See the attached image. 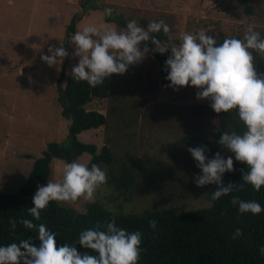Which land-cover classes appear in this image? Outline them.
I'll list each match as a JSON object with an SVG mask.
<instances>
[{"label":"rangeland","instance_id":"1","mask_svg":"<svg viewBox=\"0 0 264 264\" xmlns=\"http://www.w3.org/2000/svg\"><path fill=\"white\" fill-rule=\"evenodd\" d=\"M249 5L251 14L239 0H0V192L18 194L50 143L72 144V121L62 117L57 81L64 68L66 76L72 77V68L79 62L72 55L75 45L66 36L74 16H83L76 32L85 26L120 30L117 23L105 20L104 7H110L145 28L163 20L177 44L180 33L203 29L218 46L226 38L243 39L249 24L264 38V0H249ZM61 42L69 56L50 67L41 56L50 55L48 49ZM254 55L257 73H264V60ZM109 79L120 102L114 96L95 99L88 106L107 115L109 126L78 135L80 142L95 144L99 151L107 146L115 159L112 165L100 166L107 171L108 183L97 191L94 202L123 216L211 206V186H196L195 176L201 170L181 142L191 132L214 137L219 118L211 102L198 100L192 86L179 91L168 87L150 51L125 74ZM114 103L119 109L130 108L132 113L125 115L133 114L135 119L125 125L110 115ZM222 156L235 160L225 148ZM91 159L84 154L78 162L89 165ZM66 164L54 160L50 181L62 179ZM88 203L62 202L80 212Z\"/></svg>","mask_w":264,"mask_h":264},{"label":"clouds","instance_id":"2","mask_svg":"<svg viewBox=\"0 0 264 264\" xmlns=\"http://www.w3.org/2000/svg\"><path fill=\"white\" fill-rule=\"evenodd\" d=\"M104 15L112 16L113 9L105 8ZM161 30L167 36V45L151 35ZM206 33L203 29L195 33L182 32L177 44L170 26L163 20L152 21L146 28L131 20L121 30L85 26L70 38V43L75 45L72 55L79 58L78 64L72 68V78L85 81L91 87L103 85L111 75H123L129 66L141 63L150 50L149 44L153 52L160 54L170 49L171 56L164 66L166 80L170 82L168 87L174 91L187 86L196 88V98L209 100L210 107L217 114L237 110L246 131L242 134L223 132L218 143L233 153L236 161L247 165L242 181L259 192L264 186V73H257L254 53L264 60V38L251 24L243 39L226 38L218 46L217 40ZM142 43L144 47L141 50ZM48 52L50 55H42L41 59L50 67L57 65L58 61L62 63L69 56L62 42L59 47H50ZM187 151L202 173L195 176L196 186L216 185V190L211 192L212 201L243 190L244 184L223 183V175L235 170L232 156L224 158L217 152L209 159L206 145L189 147ZM107 183L106 169L97 164H91L89 168L86 163L73 161L65 165L61 180L38 185L32 198L33 206L28 208L33 219H21L19 222L38 233L39 245L28 238L0 246V264H138L143 233L120 228L115 219L97 222L94 229L80 232L73 244L65 243L59 247L55 233L42 222L34 223L41 221V213L50 202L76 203L83 200L91 203L95 201L97 191ZM230 203L238 206L240 214L259 215L264 212L255 200L246 201L232 196ZM10 224L15 229L16 221L12 220ZM149 227L155 230L157 221L149 220ZM242 235V230L237 228L232 239ZM75 244L96 254L81 253ZM259 251L264 256V246Z\"/></svg>","mask_w":264,"mask_h":264},{"label":"trees","instance_id":"3","mask_svg":"<svg viewBox=\"0 0 264 264\" xmlns=\"http://www.w3.org/2000/svg\"><path fill=\"white\" fill-rule=\"evenodd\" d=\"M248 14L252 13L249 0H239ZM106 8V7H104ZM83 18L76 15L72 18L66 29L67 38H71L77 30V24ZM106 22L117 23L118 28L124 29L131 21L128 16L115 13L106 16ZM162 44L167 45V36L161 32L152 33ZM144 47V44H141ZM153 47H155L153 45ZM149 51L159 67L162 80H166L167 72L164 71L165 61L171 56L169 49L164 54L153 52L149 44ZM59 103L62 109V117L71 120L69 127L72 144L64 146L59 143H50L43 156L35 161L33 169L27 182L20 188L18 194L0 192V246L10 243H19L23 239L31 238L37 246L38 233L35 230L25 228L19 221L21 219H33L28 208L32 207V198L37 191V186H45L53 173L52 164L54 160H61L65 163L78 161L84 154H90L92 159L89 163L98 166L112 165L115 161L110 148L104 146L101 151L95 144H85L78 140L82 132L107 128L109 119L95 110H89L88 106L95 99H115L112 92L110 79L107 78L103 85L91 87L85 81H77L66 76V69L61 72L57 81ZM115 96V97H114ZM120 102V99L116 97ZM117 101V102H118ZM132 110L119 109L114 103L110 109V115H116L122 123L128 125L133 114L126 117V113ZM197 113V111H194ZM219 129L214 137L199 132H191L181 138V142L189 147L206 145L209 151L206 155L211 159L217 152L223 153V146L218 143L223 132H236L242 134L246 131L244 123L239 119L237 110L230 113H220ZM234 171L226 172L223 175V183L244 184L240 192H233L220 200L212 201L211 206L199 210H188L177 212L173 208L161 210H145L139 215L123 216L113 214L104 208L99 202L88 203L85 212H80L71 207H65L62 202H50L47 209L41 213V221L46 227L56 234L57 246L65 243L73 244L78 240L79 233L85 230L94 229L97 222L115 219L118 227L129 232L140 231L143 233L142 252L138 264H264V256L259 249L264 246V212L259 215L251 213L240 214L238 206L230 203L232 196H239L243 200H255L264 208V186L259 192L255 191L250 184L242 181V174L248 170L246 164L236 160ZM211 192L216 190V185H210ZM16 221L15 229L10 221ZM149 220L157 221L155 230L149 227ZM239 228L243 235L233 240L234 231ZM103 230V229H101ZM81 253L88 251L89 254L96 253L84 249L75 244Z\"/></svg>","mask_w":264,"mask_h":264}]
</instances>
